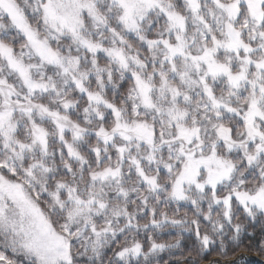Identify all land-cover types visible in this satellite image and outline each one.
Returning <instances> with one entry per match:
<instances>
[{
	"label": "snow or ice",
	"instance_id": "1",
	"mask_svg": "<svg viewBox=\"0 0 264 264\" xmlns=\"http://www.w3.org/2000/svg\"><path fill=\"white\" fill-rule=\"evenodd\" d=\"M247 220L264 0H0V264H199Z\"/></svg>",
	"mask_w": 264,
	"mask_h": 264
},
{
	"label": "trees",
	"instance_id": "2",
	"mask_svg": "<svg viewBox=\"0 0 264 264\" xmlns=\"http://www.w3.org/2000/svg\"><path fill=\"white\" fill-rule=\"evenodd\" d=\"M189 215H191V213H189ZM241 221H243L242 216ZM201 224L203 230V226L206 222L201 220ZM184 236L185 240L183 243L185 247H190L192 244L196 243L195 237L191 233H184ZM239 240L241 241L240 247H235V242L231 240L225 241L228 255L227 257H224L220 256L217 252L220 243L219 239H217L215 244L212 246V250L208 253L206 258H202L199 261V264H214L216 261H218L219 264H234L236 261H240L241 264H264V261L259 259L261 256L256 251L261 242L264 241V220H247L244 222V230L241 232ZM245 249L252 250L247 251ZM162 255H164L165 259L168 258L167 255Z\"/></svg>",
	"mask_w": 264,
	"mask_h": 264
},
{
	"label": "rangeland",
	"instance_id": "3",
	"mask_svg": "<svg viewBox=\"0 0 264 264\" xmlns=\"http://www.w3.org/2000/svg\"><path fill=\"white\" fill-rule=\"evenodd\" d=\"M125 87H126V85H125ZM77 247H79V245H77ZM114 247H115V245H111V246H109V248L104 249V253H105L104 259H105V261L107 260L108 257L112 256V248H114ZM8 255L11 256V253L9 252ZM79 259H81L82 261H86L87 260L86 257L79 258ZM259 259L262 260V258H260V257H259Z\"/></svg>",
	"mask_w": 264,
	"mask_h": 264
},
{
	"label": "clouds",
	"instance_id": "4",
	"mask_svg": "<svg viewBox=\"0 0 264 264\" xmlns=\"http://www.w3.org/2000/svg\"><path fill=\"white\" fill-rule=\"evenodd\" d=\"M97 264H99V262H97Z\"/></svg>",
	"mask_w": 264,
	"mask_h": 264
}]
</instances>
